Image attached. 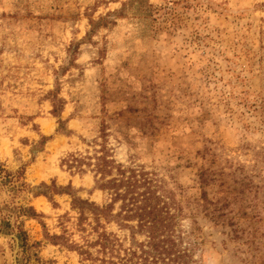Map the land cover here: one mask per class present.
<instances>
[{
  "label": "rangeland",
  "instance_id": "obj_1",
  "mask_svg": "<svg viewBox=\"0 0 264 264\" xmlns=\"http://www.w3.org/2000/svg\"><path fill=\"white\" fill-rule=\"evenodd\" d=\"M131 1L0 0V264H14L12 234L18 264H93L45 238L68 212L73 224L71 196L35 194L54 182L104 203L94 174L70 158L104 144L167 182L206 238L240 248L223 251L226 264H264V0H149L153 16ZM109 14L89 37L90 20ZM74 44L58 79L68 136L57 133L51 93ZM42 136L51 140L39 151ZM204 170L215 178L208 203ZM214 204L225 227L203 214ZM231 221L238 241L227 237Z\"/></svg>",
  "mask_w": 264,
  "mask_h": 264
},
{
  "label": "trees",
  "instance_id": "obj_2",
  "mask_svg": "<svg viewBox=\"0 0 264 264\" xmlns=\"http://www.w3.org/2000/svg\"><path fill=\"white\" fill-rule=\"evenodd\" d=\"M131 3H137L143 13L154 15V7L149 4V0H132ZM112 15L99 21L90 20L92 31L89 37L101 26L108 27ZM77 49L78 44H74L65 66L56 73L57 90L51 93L52 115L57 118L59 125L57 133L68 136L72 133L61 119L65 101L58 99V79L74 63ZM101 133L106 139V132L102 130ZM49 140L51 138L42 136L41 149L38 150L41 151ZM70 158L79 163L77 166L79 165L82 173H87L89 169L94 174L95 191L103 192L106 200L99 204L75 196L70 187H57L54 182L51 188L43 185L48 192L36 193V197L45 195L54 203L50 190L56 195H69L72 199L70 211L75 214L73 224L70 212L61 218L60 234L45 232V238L51 245L65 248L76 253L83 261L93 264H226L223 251L238 256L240 248H229L225 242L221 243L220 248L218 242L206 238V229L196 219L198 214L193 213L190 206L178 199L176 193L168 188L167 182L159 184L154 174L145 168L117 162L105 144L94 157ZM68 163L69 159H64L61 166L65 167ZM71 168L72 164L69 165V169ZM213 175L209 170H204L199 175L202 199L205 202V190L214 182ZM54 206L58 205L55 203ZM214 207L212 211L205 205L204 209L207 210L203 214L207 213L209 220L219 225L217 228L225 227V221L221 225L218 222V219L227 216L223 212L224 208H219L216 204ZM196 209L200 211V206ZM36 216V212H33L31 217ZM69 224L73 226L70 227ZM234 226L236 224L231 221L230 227L233 229L227 237L232 235L234 238L231 239L238 241L240 231ZM239 264L250 263L242 259Z\"/></svg>",
  "mask_w": 264,
  "mask_h": 264
},
{
  "label": "water",
  "instance_id": "obj_3",
  "mask_svg": "<svg viewBox=\"0 0 264 264\" xmlns=\"http://www.w3.org/2000/svg\"><path fill=\"white\" fill-rule=\"evenodd\" d=\"M12 236V238L15 240V242H16V248H15V252H14V264H18V262H17V257H18V253H19V238L15 235V234H12L11 235Z\"/></svg>",
  "mask_w": 264,
  "mask_h": 264
},
{
  "label": "bare ground",
  "instance_id": "obj_4",
  "mask_svg": "<svg viewBox=\"0 0 264 264\" xmlns=\"http://www.w3.org/2000/svg\"><path fill=\"white\" fill-rule=\"evenodd\" d=\"M45 129L47 132L50 131L52 129V125L46 124ZM19 249H20V247H19Z\"/></svg>",
  "mask_w": 264,
  "mask_h": 264
}]
</instances>
